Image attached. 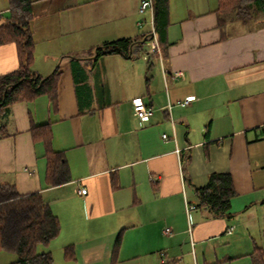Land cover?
<instances>
[{
  "label": "crops",
  "instance_id": "crops-1",
  "mask_svg": "<svg viewBox=\"0 0 264 264\" xmlns=\"http://www.w3.org/2000/svg\"><path fill=\"white\" fill-rule=\"evenodd\" d=\"M29 1L33 69L44 78L58 69L57 90L12 107L0 186L40 193L58 217L60 235L41 252L55 264L58 251L62 264H253L264 248V13L221 22L219 0H168L157 34L169 72L183 78L167 87L147 57L142 0ZM9 11L0 0V26ZM122 39L141 53L96 56ZM18 64L15 44L0 46V76ZM136 98L154 110L148 122L135 115ZM44 125L67 184L46 180L45 147L33 136ZM214 173L231 175L237 193L226 218L198 206L196 189ZM15 258L0 253V264Z\"/></svg>",
  "mask_w": 264,
  "mask_h": 264
},
{
  "label": "trees",
  "instance_id": "trees-1",
  "mask_svg": "<svg viewBox=\"0 0 264 264\" xmlns=\"http://www.w3.org/2000/svg\"><path fill=\"white\" fill-rule=\"evenodd\" d=\"M155 2L157 23L162 12L167 11L168 0ZM8 4L9 16L0 26V46L15 44L19 64L15 71L0 76V140L10 136L6 121L12 107L41 95L54 99L59 76L58 69L47 78L39 76L33 69L35 41L31 29L33 13L30 1L8 0ZM255 8L264 13V0H219L218 12L221 22H229L251 18ZM141 51L142 45L138 41L122 39L104 44L98 49V56L138 54ZM33 136L45 147L48 184L55 187L70 182L63 152L52 148L50 126L34 128ZM196 195L200 208L209 209L214 218H226L230 215L231 201L237 193L231 175L214 173L205 186L196 189ZM60 232L58 217L40 193L22 195L15 185L0 186V253L16 257L8 264H55L53 255L39 252V247L49 246ZM64 257L67 261H75L73 246L64 249ZM251 258L253 264H264V248L255 247Z\"/></svg>",
  "mask_w": 264,
  "mask_h": 264
},
{
  "label": "built area",
  "instance_id": "built-area-1",
  "mask_svg": "<svg viewBox=\"0 0 264 264\" xmlns=\"http://www.w3.org/2000/svg\"><path fill=\"white\" fill-rule=\"evenodd\" d=\"M155 12H156V2L155 0H142L141 5L139 8V13L149 14V26H150V35H149V48L147 51V57L153 58L160 66L161 72L164 77L165 85L168 87L169 79H179L183 78V74L181 72L174 73V75H171L167 68V62L165 59V55L163 54L161 45L159 43V38L157 34L156 29V20H155ZM142 23L139 25L141 26ZM194 100V97L187 98L183 102H179L178 105L186 106L189 105ZM134 106V113L135 115L143 122H148L154 113V110L149 107L142 98H136L132 101ZM171 108V106H170ZM166 139V136H164ZM87 191L83 189L81 191V194H86ZM194 209L193 206H189V210ZM169 230L166 231L168 233ZM162 261H164V258L162 257Z\"/></svg>",
  "mask_w": 264,
  "mask_h": 264
},
{
  "label": "rangeland",
  "instance_id": "rangeland-1",
  "mask_svg": "<svg viewBox=\"0 0 264 264\" xmlns=\"http://www.w3.org/2000/svg\"><path fill=\"white\" fill-rule=\"evenodd\" d=\"M258 234H259V233L257 232V233L254 234V236H258ZM258 240H259V239H258ZM258 244L261 245L260 240L258 241ZM42 248H45V247H44V246H43V247H39V252H41V249H42ZM6 254H7V253H6ZM55 258H56V262H57V264H62L63 261L60 260L59 251H58V253H55ZM61 261H62V262H61Z\"/></svg>",
  "mask_w": 264,
  "mask_h": 264
},
{
  "label": "water",
  "instance_id": "water-1",
  "mask_svg": "<svg viewBox=\"0 0 264 264\" xmlns=\"http://www.w3.org/2000/svg\"><path fill=\"white\" fill-rule=\"evenodd\" d=\"M97 54H98V51H96V56H97ZM34 80V82H35V84H36V80L35 79H33Z\"/></svg>",
  "mask_w": 264,
  "mask_h": 264
}]
</instances>
